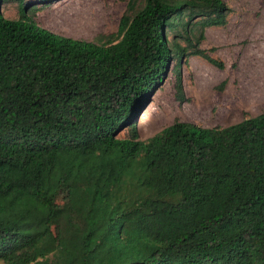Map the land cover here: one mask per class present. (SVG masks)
Instances as JSON below:
<instances>
[{
    "label": "trees",
    "instance_id": "obj_1",
    "mask_svg": "<svg viewBox=\"0 0 264 264\" xmlns=\"http://www.w3.org/2000/svg\"><path fill=\"white\" fill-rule=\"evenodd\" d=\"M0 0V264H264V112L226 126L136 115L200 56L225 0H125L105 42ZM51 0H41L48 2ZM127 129V136L120 137Z\"/></svg>",
    "mask_w": 264,
    "mask_h": 264
},
{
    "label": "rangeland",
    "instance_id": "obj_2",
    "mask_svg": "<svg viewBox=\"0 0 264 264\" xmlns=\"http://www.w3.org/2000/svg\"><path fill=\"white\" fill-rule=\"evenodd\" d=\"M35 0L34 18L43 27L76 39L105 42L116 34L125 0ZM231 12L224 26L207 28L201 47L221 60L217 68L200 56L182 66L184 100L175 95L173 64L136 115L145 139L176 119L205 127L226 126L264 112V0H225ZM18 17L15 0L2 5ZM127 129L120 137L127 136Z\"/></svg>",
    "mask_w": 264,
    "mask_h": 264
}]
</instances>
